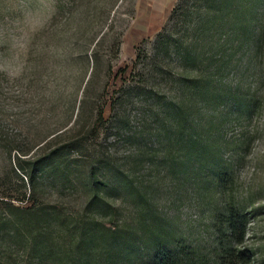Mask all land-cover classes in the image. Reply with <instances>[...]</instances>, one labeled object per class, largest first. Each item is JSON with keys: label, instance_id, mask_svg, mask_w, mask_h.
<instances>
[{"label": "rangeland", "instance_id": "obj_1", "mask_svg": "<svg viewBox=\"0 0 264 264\" xmlns=\"http://www.w3.org/2000/svg\"><path fill=\"white\" fill-rule=\"evenodd\" d=\"M22 3L43 24L27 33L22 75L0 74V219L17 234L2 231L3 264L37 263L27 238L40 225L20 223L36 209L50 212L45 237L69 257L42 264H137L157 233L215 264L213 219L228 203L249 212V264H264V44L256 52L260 27L239 33L232 13L248 0H0V23ZM235 96L253 110L233 109ZM178 108L184 141H213L220 160L176 145ZM56 150L62 164L38 180L34 202L26 161ZM217 167L226 182H209ZM120 239L143 248L126 260Z\"/></svg>", "mask_w": 264, "mask_h": 264}, {"label": "trees", "instance_id": "obj_2", "mask_svg": "<svg viewBox=\"0 0 264 264\" xmlns=\"http://www.w3.org/2000/svg\"><path fill=\"white\" fill-rule=\"evenodd\" d=\"M260 4H264V0H248L247 4H240L239 7L234 8V11L232 12L236 18L234 27L239 31V33L240 31L243 33L247 32L252 25H257L260 27L258 29L257 37L253 41V47L256 52H259L264 44V21L261 19L255 21V10ZM194 81L197 83L199 80L194 79ZM195 87H197V84H195ZM233 100V109L242 112V114H249L254 108L253 101H248L246 103L243 99H240L236 96L233 97ZM175 117L177 122L180 124L179 129H177V141L180 142H176V145L178 144L179 147L187 146L189 149L188 154L192 155L195 160L201 161L202 157H207L212 162H214L215 159L220 160V157H218L219 149L216 147L213 141L201 143V136L198 138L192 137V135H189L187 140L184 141L183 138L185 133L183 127L186 123V117L181 108L177 109ZM210 128L207 130L205 137L206 135H210V133H208ZM57 150L49 153L46 156L26 161V164L28 165L27 181L33 191L31 195L29 194V198L34 202H37V197L33 189L34 186L38 184V180L44 175L49 166L53 168H60V165L62 164V161L58 163L55 162V159L59 157ZM224 170H227V167L222 169L219 167L213 168L211 172V181L209 182H223L224 176L229 174ZM89 178L94 191L98 188L96 186L98 181L93 171H90ZM97 197L98 192H95L92 195V200ZM1 202L7 205L6 202ZM8 208L11 210H18L12 205L11 207L9 205ZM47 216H51L50 212L36 209V211L32 212L27 211L25 221L20 222L21 224L25 223V225L30 224V226L36 224L40 225L36 233L39 237H30L29 239L27 238L28 243L29 241L33 240L34 245L32 249L35 253L32 251V257L36 260V264H42L46 260L50 259L61 262L65 259H69L67 253H64L62 248L60 249L57 244L51 243V237H45L47 235H45L46 226H44V223L48 221L46 218ZM2 220L0 219V236L3 234L2 231L5 230V234L7 236L14 238L17 234L11 232L10 229L12 226L14 227L15 222ZM2 222L5 223L2 224ZM249 222V212L239 203L225 204L223 206V211L214 216L213 229L215 238L213 260L215 264H249L251 251H249L245 245ZM6 225H10V228H7ZM2 239L3 237H0V264H3ZM150 241L153 245L152 253L147 257H140L139 260H137V264H181L184 262L189 264L193 263V261H198L200 264H206L210 260L209 257H207V254L199 252L196 248L186 244L182 239L179 238L168 239L167 237H163V235L160 233H157L150 238ZM81 242L82 241L80 238H78V240L73 238L72 240V243L75 246H79ZM142 248L143 246L141 247L140 244L135 245L133 241L127 242L124 239H120L117 245V254H124V258L126 260H131L133 259L131 257L142 250Z\"/></svg>", "mask_w": 264, "mask_h": 264}, {"label": "clouds", "instance_id": "obj_3", "mask_svg": "<svg viewBox=\"0 0 264 264\" xmlns=\"http://www.w3.org/2000/svg\"><path fill=\"white\" fill-rule=\"evenodd\" d=\"M43 21L38 10L21 4L18 15L11 20L0 23V46L5 51L0 53V74L9 80L18 79L23 73V58L28 51L27 33L42 27Z\"/></svg>", "mask_w": 264, "mask_h": 264}]
</instances>
